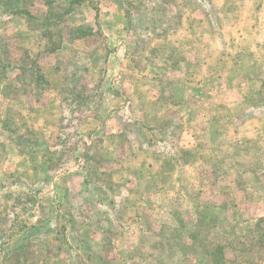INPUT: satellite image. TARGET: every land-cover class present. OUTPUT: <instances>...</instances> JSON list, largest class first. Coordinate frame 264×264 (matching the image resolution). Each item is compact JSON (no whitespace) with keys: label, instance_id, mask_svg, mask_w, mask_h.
I'll return each mask as SVG.
<instances>
[{"label":"rangeland","instance_id":"374dc122","mask_svg":"<svg viewBox=\"0 0 264 264\" xmlns=\"http://www.w3.org/2000/svg\"><path fill=\"white\" fill-rule=\"evenodd\" d=\"M0 119V264H264V0H0Z\"/></svg>","mask_w":264,"mask_h":264},{"label":"crops","instance_id":"0c3cea01","mask_svg":"<svg viewBox=\"0 0 264 264\" xmlns=\"http://www.w3.org/2000/svg\"><path fill=\"white\" fill-rule=\"evenodd\" d=\"M238 89H240V86L238 87ZM229 90H236V88L235 87H230ZM4 119H6V118H4ZM4 119L3 120L0 119L2 121L3 125H5V121H6ZM257 123H260V117L257 116L255 112L253 114H251V115H248V117L246 118V121H245V124H247V125H251V124L256 125ZM210 148H214V147H210ZM183 165H186V164H183ZM261 217H264V216H261ZM218 250H220V253H221V250L223 252V247H221L220 245H217L215 248H212L210 251H208L209 252L208 256L211 259V264H221L222 263L221 261H219V262L215 261V259H217L216 258L217 254L220 255Z\"/></svg>","mask_w":264,"mask_h":264},{"label":"trees","instance_id":"16d2710c","mask_svg":"<svg viewBox=\"0 0 264 264\" xmlns=\"http://www.w3.org/2000/svg\"><path fill=\"white\" fill-rule=\"evenodd\" d=\"M218 252L220 253V250H218Z\"/></svg>","mask_w":264,"mask_h":264}]
</instances>
